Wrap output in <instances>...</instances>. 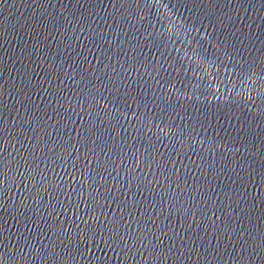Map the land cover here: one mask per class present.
I'll return each instance as SVG.
<instances>
[{
    "label": "water",
    "instance_id": "water-1",
    "mask_svg": "<svg viewBox=\"0 0 264 264\" xmlns=\"http://www.w3.org/2000/svg\"><path fill=\"white\" fill-rule=\"evenodd\" d=\"M0 264H264V0H0Z\"/></svg>",
    "mask_w": 264,
    "mask_h": 264
}]
</instances>
